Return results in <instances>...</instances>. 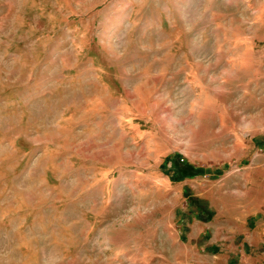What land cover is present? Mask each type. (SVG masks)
<instances>
[{
  "label": "rangeland",
  "instance_id": "rangeland-1",
  "mask_svg": "<svg viewBox=\"0 0 264 264\" xmlns=\"http://www.w3.org/2000/svg\"><path fill=\"white\" fill-rule=\"evenodd\" d=\"M0 264H264V0H0Z\"/></svg>",
  "mask_w": 264,
  "mask_h": 264
}]
</instances>
